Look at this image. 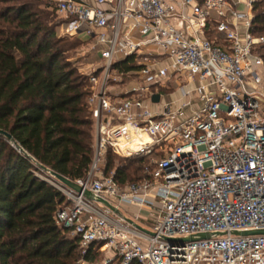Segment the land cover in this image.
Returning <instances> with one entry per match:
<instances>
[{
    "label": "built area",
    "instance_id": "obj_1",
    "mask_svg": "<svg viewBox=\"0 0 264 264\" xmlns=\"http://www.w3.org/2000/svg\"><path fill=\"white\" fill-rule=\"evenodd\" d=\"M47 1L67 21L63 35L84 33L97 57L83 72L94 143L74 181L81 191L44 178L65 196L55 221L78 237V264L89 251L119 264H264V234H232L264 229V33L254 28L263 0ZM132 56L136 69L116 67ZM171 83L177 97L164 101ZM108 150L147 156L146 178L105 175ZM96 198L137 223L148 211L153 234ZM178 237L194 239L168 240Z\"/></svg>",
    "mask_w": 264,
    "mask_h": 264
},
{
    "label": "trees",
    "instance_id": "obj_2",
    "mask_svg": "<svg viewBox=\"0 0 264 264\" xmlns=\"http://www.w3.org/2000/svg\"><path fill=\"white\" fill-rule=\"evenodd\" d=\"M0 3L5 5L0 6V130L29 155L0 134V264H78V237L55 221L65 196L39 175L49 176L44 166L75 181L90 169L94 123L88 77L65 56L87 42L58 34L67 21L56 19L47 0ZM255 9V31L264 33V0ZM116 67L136 69L134 57ZM147 162V156L108 150L103 173L113 171L125 185L146 178ZM95 255L89 251L83 258L91 262Z\"/></svg>",
    "mask_w": 264,
    "mask_h": 264
},
{
    "label": "rangeland",
    "instance_id": "obj_3",
    "mask_svg": "<svg viewBox=\"0 0 264 264\" xmlns=\"http://www.w3.org/2000/svg\"><path fill=\"white\" fill-rule=\"evenodd\" d=\"M23 1H26V0H23ZM41 1L43 2V0H41ZM8 5H11V3H8ZM0 6H5V5L0 3ZM56 19L58 21L65 20L63 17H60L58 14L56 15ZM172 22L174 23V20ZM65 27H67V26L64 25L62 27V29H64ZM61 30L59 29L58 34L61 36H64L63 32ZM78 38L82 41L84 38V33H81ZM65 56L68 57L70 61L75 62L77 64V66H79V69L81 70V72H87V70H88L87 65L89 62L97 61L96 56L94 54V51L92 49H90V45H88L87 43L84 45H79L77 48L66 52ZM173 81H176L178 83L179 81H182V78L181 79L180 78H174ZM168 98H169V96H166L165 101L168 100ZM40 176L43 178H47V176H45V175L40 174ZM140 214L142 217H146L148 214V211L142 210L140 212ZM138 221L141 225H145L147 227L152 226L151 221H142L140 219ZM109 258L111 260L107 261ZM87 264H119V262L117 261V259L115 257H113L112 253H110V252L106 253V254H103L101 252H97L94 260L91 262H87Z\"/></svg>",
    "mask_w": 264,
    "mask_h": 264
},
{
    "label": "water",
    "instance_id": "obj_4",
    "mask_svg": "<svg viewBox=\"0 0 264 264\" xmlns=\"http://www.w3.org/2000/svg\"><path fill=\"white\" fill-rule=\"evenodd\" d=\"M158 98L159 96L158 95H154L153 96V101L154 102H157L158 101ZM0 134L5 136L11 143L12 145L18 149L19 152H22L24 153L25 155L29 156L24 150L22 147H20L15 141L14 139L12 138L11 134H9L8 132L4 131V130H0ZM40 168L45 171V172H48L51 176H53L56 180L62 182L63 184L67 185L68 187L80 192L81 191V187L78 186L74 181L60 175V174H57L55 172H52L50 170H48L47 168H45L44 166H40ZM85 196L88 197V198H91V194L88 190H86L84 192ZM96 200L100 203H102L103 205H105L106 207H108L109 209H111L114 213L122 216L128 223H130L131 225H133L136 229L144 232V233H147V234H150L152 235L153 233L148 230L147 228H145L144 226H142L141 224L133 221L131 218L125 216L119 209H117L116 207H114L112 204H110L108 201L106 200H103L101 198H96ZM219 234H222V233H219ZM232 234H235V235H251V234H264V229H258V230H251V231H243V232H233ZM199 238H206L207 235L206 234H200L198 236ZM194 239L193 237H178V238H168L169 241H174V242H180V243H183V242H187V241H190Z\"/></svg>",
    "mask_w": 264,
    "mask_h": 264
},
{
    "label": "crops",
    "instance_id": "obj_5",
    "mask_svg": "<svg viewBox=\"0 0 264 264\" xmlns=\"http://www.w3.org/2000/svg\"><path fill=\"white\" fill-rule=\"evenodd\" d=\"M84 38H83L84 40L87 39L86 37H84ZM85 42H87L88 45H90V43H91L90 40L85 41ZM166 96H169L168 100H170L171 98L177 97V84L176 83H171L170 88H168V90H165V92L163 93V99H164V101H165V97ZM168 100H166V101H168ZM136 211H137V208L135 206H125L123 208V212L126 215H128V216H132L134 213H136ZM140 220H142V221H149L146 217H142V216L140 217Z\"/></svg>",
    "mask_w": 264,
    "mask_h": 264
}]
</instances>
